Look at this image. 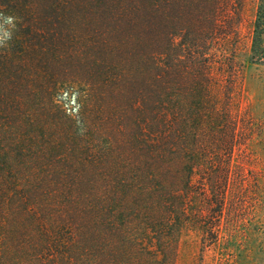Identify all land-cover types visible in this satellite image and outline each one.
<instances>
[{"label":"trees","instance_id":"1","mask_svg":"<svg viewBox=\"0 0 264 264\" xmlns=\"http://www.w3.org/2000/svg\"><path fill=\"white\" fill-rule=\"evenodd\" d=\"M244 1L0 0V264H174L186 231L216 235Z\"/></svg>","mask_w":264,"mask_h":264},{"label":"rangeland","instance_id":"2","mask_svg":"<svg viewBox=\"0 0 264 264\" xmlns=\"http://www.w3.org/2000/svg\"><path fill=\"white\" fill-rule=\"evenodd\" d=\"M256 4L257 0L244 1L234 65L228 70L234 74L241 65V74L236 72L233 82L223 80L219 86L223 108L218 130L226 129L230 120L235 124L230 170L237 209H227L215 236L186 231L174 264H264V65L248 62ZM217 154L226 159L223 152ZM205 213L209 222L210 212Z\"/></svg>","mask_w":264,"mask_h":264}]
</instances>
